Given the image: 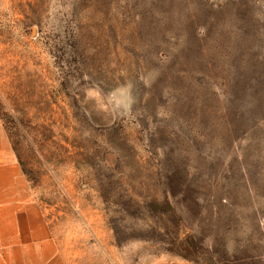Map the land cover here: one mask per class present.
<instances>
[{
    "label": "rangeland",
    "instance_id": "rangeland-1",
    "mask_svg": "<svg viewBox=\"0 0 264 264\" xmlns=\"http://www.w3.org/2000/svg\"><path fill=\"white\" fill-rule=\"evenodd\" d=\"M0 127L71 264H264V0H0Z\"/></svg>",
    "mask_w": 264,
    "mask_h": 264
},
{
    "label": "crops",
    "instance_id": "crops-1",
    "mask_svg": "<svg viewBox=\"0 0 264 264\" xmlns=\"http://www.w3.org/2000/svg\"><path fill=\"white\" fill-rule=\"evenodd\" d=\"M0 264H71L1 127Z\"/></svg>",
    "mask_w": 264,
    "mask_h": 264
},
{
    "label": "clouds",
    "instance_id": "clouds-1",
    "mask_svg": "<svg viewBox=\"0 0 264 264\" xmlns=\"http://www.w3.org/2000/svg\"><path fill=\"white\" fill-rule=\"evenodd\" d=\"M93 95H98V93L94 94L92 91H89V93H88L89 98H91Z\"/></svg>",
    "mask_w": 264,
    "mask_h": 264
}]
</instances>
